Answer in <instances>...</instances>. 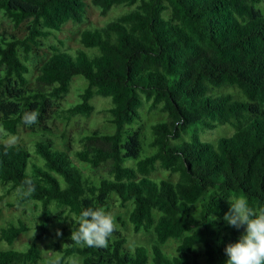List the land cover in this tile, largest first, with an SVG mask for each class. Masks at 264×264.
<instances>
[{"label":"trees","instance_id":"16d2710c","mask_svg":"<svg viewBox=\"0 0 264 264\" xmlns=\"http://www.w3.org/2000/svg\"><path fill=\"white\" fill-rule=\"evenodd\" d=\"M91 1L102 14L115 5L130 8L102 26L85 28L75 54L62 51V41L50 44L51 54L30 86V53L67 21L82 22L84 1L0 0V11L14 27L27 21L22 38L0 32V125L17 135L26 127L23 114L35 110L40 130L50 131L45 122L54 113L65 121L87 118L92 98L101 95L110 98L107 121L113 127L86 132L72 152L90 168L107 165L108 176L84 172L50 140L34 142L37 156L22 143L7 154L0 145V201L12 193L7 207L31 201L38 210L31 243L25 250H0V264H37L40 242L52 236L53 222L65 225L55 244L58 254L46 264L57 257L65 264L72 255L80 264H225V247L245 230L223 220L229 202L242 196L250 206L264 207V14L255 6L264 0ZM92 47L98 52L88 54L85 48ZM75 75L87 84L77 102L59 107ZM224 86L239 89L247 100L208 94ZM144 101L166 119L150 125L151 151L141 156L142 125H129L140 118ZM221 123L235 132L216 145L201 141L197 132L190 141H170L188 125L214 129ZM130 159L134 163L125 164ZM158 169L173 179L151 177ZM26 177L34 179L36 191L19 201L15 190ZM113 196L119 207L130 202L132 230L153 231L155 241L132 250L124 247V236H113L107 248L71 246L80 212L93 207L110 213ZM29 228L18 217L0 229V241L12 244ZM170 238L178 239L173 255L162 248ZM200 244L203 263L196 255Z\"/></svg>","mask_w":264,"mask_h":264},{"label":"rangeland","instance_id":"374dc122","mask_svg":"<svg viewBox=\"0 0 264 264\" xmlns=\"http://www.w3.org/2000/svg\"><path fill=\"white\" fill-rule=\"evenodd\" d=\"M85 4V16L82 22H75L72 20L67 21L63 24L61 30L53 32L51 36L46 39H41L42 45L39 47H34L32 52L29 55V60L27 65L29 67V73H27V78H29L30 86L35 84V77L38 72V67L49 57L51 50L49 48L50 44H59V41H62V51H67L72 54H75V51L78 48H81L79 38L81 32L85 28L93 26H102L107 22L113 20L122 12H125L130 7L124 5H115L111 7L105 14L100 12V9L92 3L91 0H83ZM257 9L261 10L264 14V1L255 5ZM0 32L7 33L9 35H14L16 37H24L27 32V21H23L18 27H14L10 19L0 11ZM85 51L88 54L97 53L98 49L95 47L85 48ZM87 84L86 80L80 75L73 76L70 84V90L60 101H58L59 107H68L71 104H74L79 100V93L82 91V88ZM209 95L217 96L221 94H230L233 96V99L237 100H247V98L242 94V92L231 86L224 87H214L208 92ZM144 99V97L142 96ZM94 103V110L89 117L75 116L69 121L58 117L55 113L53 118L45 122L46 127L50 131H41L39 126L36 124L33 127H23L20 129L19 133L15 136L18 137L19 143L24 144L32 156H37L34 149L35 141H46L50 140L53 143V147L67 151L72 157L73 161L81 167V169L86 172L93 174L94 176H108L107 174V165H102L97 168H90L86 163L77 161L74 159L72 152L79 147V138L86 132L99 128L104 131H112L113 127L109 126L108 123V113L107 108L109 107L110 98L103 97L101 95H96L92 98ZM149 103L144 101V104L139 108L140 118L137 119V122L129 125L133 129H137L142 125L141 128V140L142 148L141 156L147 154L151 151V148L148 145V141L152 138V132L150 125L156 121L166 119L165 114L156 113L148 109ZM111 128V129H110ZM197 132L198 138L203 142H208L216 145L220 137H229L235 132V128L228 123H221L214 129L203 128L200 124H191L188 125L184 131H182L179 137H172L170 139L171 143L178 144L184 141H190L192 139V134ZM4 137L0 136V140ZM39 157V156H38ZM40 161L42 159L39 157ZM134 160L130 159L125 162V164H133ZM151 177L154 179L159 178H170L167 171L163 169H158L157 171L151 174ZM174 177H177L175 174ZM4 189L0 185V196L3 194ZM13 194L10 193L0 201V229L5 227L8 222H15L18 217L22 218L26 224L30 227L27 232L20 234L12 244L7 243L6 241H0V250H25L27 246L33 240L35 230V219L38 214L36 205L29 201L27 203L7 207L5 203L7 201L13 200ZM115 196H113V200ZM131 208L130 202H127L125 207H119L118 202L115 200L110 206V213L115 217L116 223L118 225V230L113 234V236H124L127 238V242L124 247L127 250H132L133 246L136 244L146 246L149 248L150 244L155 241V234L153 231H138L134 232L132 230L131 224L128 222V212ZM63 215H66L65 213ZM71 216V215H70ZM124 223V225H122ZM65 224H58L53 222L51 225V237L40 242L42 247V259L38 261L37 264H46L47 259L50 256H56L58 250L56 249V242L60 241V238L57 235V232L63 231V226ZM34 232V234H33ZM178 243V239L170 238L168 241L162 245L163 250L167 255H173L175 253V247ZM197 259L200 263L204 261V251L202 245H197L196 247ZM72 261H75V264H80L81 260L78 256L72 255L67 258L65 264H71ZM12 264H21L19 262H14ZM32 264V263H28ZM150 264V260H149ZM191 264V261L189 262Z\"/></svg>","mask_w":264,"mask_h":264},{"label":"clouds","instance_id":"9594fccd","mask_svg":"<svg viewBox=\"0 0 264 264\" xmlns=\"http://www.w3.org/2000/svg\"><path fill=\"white\" fill-rule=\"evenodd\" d=\"M39 116L38 111H26L21 120L26 127H31L38 123ZM0 136L4 137L0 140V145L5 154L18 146V137L7 132L2 125ZM35 191L34 179L26 177L16 187L15 196L17 200L23 201L33 196ZM223 220L232 227L244 226L245 229L237 242L225 247V264H264V207L254 208L247 198L235 197L229 202V211L225 213ZM77 225L76 230L71 232L70 240L71 246L78 248H107L118 230L115 217L103 208L83 209L77 217ZM57 235H60L59 231ZM52 264H61V258L57 257ZM71 264H75V261Z\"/></svg>","mask_w":264,"mask_h":264}]
</instances>
